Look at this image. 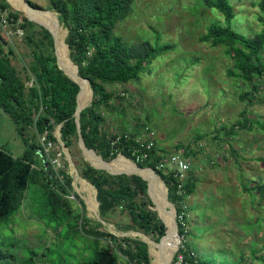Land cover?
<instances>
[{
    "label": "rangeland",
    "instance_id": "1",
    "mask_svg": "<svg viewBox=\"0 0 264 264\" xmlns=\"http://www.w3.org/2000/svg\"><path fill=\"white\" fill-rule=\"evenodd\" d=\"M4 1L0 0V4L7 3ZM28 1L36 10L50 11L58 17L50 9L52 0ZM258 1L230 0L234 30L248 35L260 32ZM10 13L13 12L9 9H0V49L23 84L21 99L28 100L31 88L37 86L35 55L51 56L56 64L54 49H49L39 28L30 32L28 27L24 28L21 16L14 22L9 20ZM48 24L51 22L45 26ZM212 24L222 28L227 25L222 14L206 6L203 0L134 1L129 16L116 24L114 36L127 44L147 42L154 49L165 50L138 78L124 84L101 82L112 95L107 104L97 109L103 118L99 134L105 136L111 147L109 159L103 160H116L121 156L117 151L122 139L142 141L143 129L151 128L154 147L146 161H153L156 170L171 176L169 158L181 156L189 165L186 179L191 178L195 185L193 193L184 199L189 216L186 235H179L176 222L180 242L169 264H181V249L189 250L196 262L202 258L210 264H264V191L259 192L258 187L264 184V77L258 81V91L251 93L252 101L242 100V94L250 88L234 69L235 59L228 52L234 49L204 39ZM63 30L67 38L69 31ZM30 34L35 44L29 40ZM64 51L67 52L65 46ZM92 53L86 52V62L91 60ZM92 100L93 96L85 108ZM32 113L34 121L42 111ZM246 122L247 128L242 127ZM232 125L239 126L235 135H226ZM58 128L53 131L56 141H48L45 134H37L32 126L24 127L21 137L11 119L0 112V149L14 158L31 147L39 149L37 155H31V167L41 180L44 172L52 174L53 186L45 179L42 181L58 195L63 212L58 222L44 219L45 193L42 181L36 178L15 215L0 226V247L13 256L14 264H84L95 249L108 247L117 264H133L119 250L135 253L137 243L143 242L132 234L149 236L151 241H158L160 236L156 232L146 234L128 213L126 203L101 206L97 189L83 175L86 165H90L82 155L77 133L65 147L58 137ZM76 173L94 189L96 216L86 211L85 193L76 184ZM66 175L72 182L62 193L58 188L63 187ZM107 175V190L131 183L128 178L122 182ZM159 188L166 196L164 187ZM166 189L167 201L171 203ZM146 201L142 195L134 194L139 209ZM85 220L92 229L111 234L117 241L86 234L82 230ZM167 220L170 219L165 218L164 222L168 226ZM166 239L171 254L173 237ZM148 259L150 262L152 258Z\"/></svg>",
    "mask_w": 264,
    "mask_h": 264
},
{
    "label": "trees",
    "instance_id": "2",
    "mask_svg": "<svg viewBox=\"0 0 264 264\" xmlns=\"http://www.w3.org/2000/svg\"><path fill=\"white\" fill-rule=\"evenodd\" d=\"M134 1L52 0L50 2V9H53L58 14L60 24L69 31L67 38H65V45L70 47L69 57L77 65L78 74L89 80L93 92L91 105L80 112L81 136L85 146L99 154L104 160L109 159L111 147L105 136L99 134V125L103 118L97 109L100 105L107 104L112 99V95L106 91L101 82L124 84L136 79L144 68L165 50L164 48L154 49L147 42L127 44L120 37L114 36L113 31L116 24L129 16ZM27 2L33 6L28 0ZM203 2L209 8H215L220 12L227 23L224 28L216 24L210 25L207 28L204 39L210 40L214 45L227 44V46L234 49L232 52L228 51L233 54L235 59L234 69L239 72V75L237 74L238 78L242 79L250 88L249 92L242 94L241 99L252 101L250 98L253 97V94L251 95V93L258 91V81L264 77V0H259L257 3L261 30L259 33H253L252 35L237 32L231 27L233 6L230 0H203ZM6 4H0V9H9L13 12L8 15L9 20L14 22L17 16H21L24 28L28 27L30 32H33L34 28H39L43 32V38L47 46L50 50H53V41L49 32L38 26V23L35 24L28 21L21 12L13 10ZM49 22H51V25L45 26V23ZM41 24L51 29L57 36L59 28L54 27L55 17H48ZM28 36L29 40L35 44L31 34ZM73 45L75 46L73 47ZM0 47H2L1 43ZM89 50L93 52L92 58L86 62V52ZM2 55L3 53L0 49V107L3 108L4 113L14 123L17 133L22 137L24 127L32 126L37 134H45V138L48 141H56L53 137V131L56 126L61 125V139L65 147H68L71 143V137L76 136L74 112L76 109V96L79 91L78 85L58 70L53 57L43 54L35 55L37 86L31 88L28 100L21 99L23 84L9 67L8 58ZM74 70L76 71L75 67ZM248 95H251V97H248ZM39 109H41L42 113L33 121L32 111ZM238 127V125L230 126L226 130L227 132L225 131L226 135H235V130ZM242 127L247 128V122ZM38 150L35 147H31L26 149L21 157L14 158L0 149V226L8 223L10 218L15 215L25 192L29 190L30 184L35 183L36 178H39V181L41 180L39 173L31 167L33 164L31 155H37ZM117 153L136 163V156L142 153V149L136 144L135 140L122 139ZM116 160L127 161L121 157ZM91 163L98 166L93 162ZM137 166L154 169L155 173L168 188V200L171 204H175L174 191L177 185L175 179L156 170L153 161H146L137 164ZM51 175L49 172H44L42 180L45 179L47 184L53 186ZM83 175L97 189L98 200L103 208L121 205V202L126 203L128 213L146 234L156 232L160 239L164 236V225L157 218L156 212L150 209L154 205L146 194V189L148 191L147 183L139 176H109L102 171H95L88 165H86ZM104 175L110 178H117L122 182L128 178L132 184L126 185L124 182L117 189L110 191L105 188L107 178ZM71 182L70 176H63V187H59L58 190L63 193L65 188H70ZM47 184L42 181L45 193L42 199L44 211L42 215L45 220L58 222L60 221V215L63 213L60 198ZM183 187L187 196L191 195L195 189L191 178L184 181ZM258 187L259 192L264 191V184ZM136 193L147 199L140 209L134 202V194ZM156 204L157 202L155 201ZM82 230L98 239L107 237L114 243L117 241V238L111 234L92 229L87 220L83 222ZM178 233L180 236L186 235V232L180 226ZM147 237L150 238L149 236ZM152 240L155 241L154 239ZM158 241L155 242L157 243ZM179 242L180 239L178 238V244ZM146 247L145 243H137L135 253L119 250L133 264H150L148 247L147 253ZM178 255L181 259V264L211 263L202 258L196 262L191 252L186 249L179 250ZM12 259L13 256L0 247V264H14ZM84 264H117V259L113 251L108 247L95 249L94 253Z\"/></svg>",
    "mask_w": 264,
    "mask_h": 264
},
{
    "label": "bare ground",
    "instance_id": "3",
    "mask_svg": "<svg viewBox=\"0 0 264 264\" xmlns=\"http://www.w3.org/2000/svg\"><path fill=\"white\" fill-rule=\"evenodd\" d=\"M6 2L8 5L11 6L13 10L17 12H21L27 18L28 21L33 22L35 24L38 23L37 24L38 26L44 28L47 32H49L51 37L52 36L54 37L55 51L59 64L66 70L70 71L73 75L76 74L77 69L74 63L71 61L69 57V49L67 48V45H65L66 34L58 20V17L53 12L50 11L30 10L25 5L24 0H6ZM48 17H55L54 27H56L57 29L59 28L57 36L54 32H52L51 29L39 23V21H42ZM64 46L67 52L64 51ZM74 67L76 71L74 70ZM71 78L74 79L78 84V86L80 87L79 96H78V106L79 108L83 109L91 101L92 98L91 89L89 87V84L84 79L77 78V76L76 77L71 76ZM82 155L85 159V162H87L90 166H92L95 169L105 168L107 171H110L112 173L124 172L126 174H134L139 176L142 180H144L147 183L149 195L153 198V200L157 202V204L154 205L155 206L154 209L152 207H150V209L156 212L157 218L165 225L166 234L160 239V244H156L155 242L151 241L147 236L143 234L133 233L132 236L140 239L143 243L147 245L148 254L152 258L150 261L151 264H169V258L176 251L178 244V237L176 236L175 233V223H174V229L172 228V224L170 223L171 218L173 219L174 222V218L172 215V206L168 203L166 196L164 195L163 197L162 190L159 188L160 186L164 187L162 182L159 179L154 178L149 172L139 169V167L135 163L129 161L128 159L122 156L119 157L127 161H123V160H114L112 162L101 161L96 155L86 150L82 151ZM91 162L97 164L98 166L93 165ZM75 180H76V184L79 185L80 188H82L80 192L85 193L84 201L87 208L86 211L96 216L97 203L94 198V189L86 181L82 180L77 173L75 174ZM152 190L155 191V193ZM166 211H169V213ZM165 218L170 219L167 220L170 229L164 222ZM167 237L168 238L173 237V248L171 249V254L167 251L168 248L167 245L168 241L166 239ZM175 237H176V243H175Z\"/></svg>",
    "mask_w": 264,
    "mask_h": 264
},
{
    "label": "built area",
    "instance_id": "4",
    "mask_svg": "<svg viewBox=\"0 0 264 264\" xmlns=\"http://www.w3.org/2000/svg\"><path fill=\"white\" fill-rule=\"evenodd\" d=\"M143 132L145 134L144 139L142 141L136 140V144H138L142 149V153L136 156L137 162L146 161L150 157V152L153 150L154 147L155 136L152 129L145 127L143 129ZM160 167L163 166L160 165ZM167 167L168 169H170L169 172L171 177L175 179L177 183L176 189L174 191L176 201L175 204H172L174 207L175 219L178 225L184 229V232H186V222L189 216L187 206L184 202L186 194L183 186L184 181L186 180V174L189 170V165L186 160L183 159V157L174 155L169 158Z\"/></svg>",
    "mask_w": 264,
    "mask_h": 264
},
{
    "label": "water",
    "instance_id": "5",
    "mask_svg": "<svg viewBox=\"0 0 264 264\" xmlns=\"http://www.w3.org/2000/svg\"><path fill=\"white\" fill-rule=\"evenodd\" d=\"M24 3H25V5L30 9V10H33V11H35L36 9L33 7V6H31L28 2H27V0H24ZM38 12V11H37ZM57 16V15H56ZM52 41H53V49H54V56H55V59H56V66H57V68H58V70H60L63 74H64V76H66L69 80H71L72 82H74L75 84H77L76 83V81L74 80V79H72L71 78V76H77V78H81V79H84V78H82L79 74H78V68H77V66L75 65V67H76V69H77V73L76 74H72L70 71H68V70H66L65 68H63L60 64H59V62H58V59H57V56H56V51H55V41H54V37L52 36ZM67 48H68V46H67ZM69 49V48H68ZM88 84H89V82H88V80L87 79H84ZM78 85V84H77ZM79 87V86H78ZM90 87V86H89ZM91 89V88H90ZM79 91H80V87H79ZM79 91H78V93H77V96H76V109H75V112H74V122H75V125H76V133H77V136H78V142H79V147H80V150H81V152L83 151V150H86V151H90L92 154H94V155H96L101 161H104L103 160V158L100 156V155H97L94 151H92V150H90V149H88L86 146H85V144H84V141H83V138H82V136H81V130H80V112L84 109H81V108H79V106H78V96H79ZM91 95L93 96V92H92V89H91ZM0 112L1 113H4V110H3V108L2 107H0ZM60 128H61V125L59 126V128H58V137H60L61 138V133H60ZM123 157V156H122ZM125 158V157H124ZM92 167V166H91ZM95 169V168H94ZM139 169H142V170H145V171H147V172H149L154 178H157V179H159L161 182H162V184L164 185V182L159 178V176L155 173V171L152 169V168H140L139 167ZM96 170H102V171H105V172H107L108 174H110V175H134V174H126V173H124V172H117V173H112V172H110V171H107L105 168H100V169H96ZM137 176V175H136ZM164 187H165V185H164ZM165 190H166V199H167V189H166V187H165ZM147 193V197L149 198V200L151 201V203L153 204V205H155V201L153 200V198L149 195V193H148V191L146 192ZM169 203V202H168ZM171 206H173L171 203H169ZM166 212H168L169 213V211H166ZM172 215H173V218H174V223H175V233H176V236L179 238V236H178V234H177V225H176V219H175V214H174V210H173V208H172ZM164 225V224H163ZM164 227H165V225H164ZM166 234V227H165V233H164V235Z\"/></svg>",
    "mask_w": 264,
    "mask_h": 264
}]
</instances>
